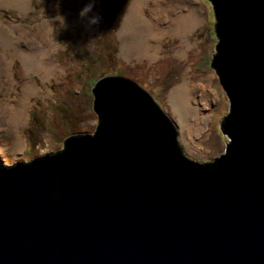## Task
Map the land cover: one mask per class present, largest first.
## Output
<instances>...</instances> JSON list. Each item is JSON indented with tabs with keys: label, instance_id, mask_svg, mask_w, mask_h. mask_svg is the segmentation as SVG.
I'll list each match as a JSON object with an SVG mask.
<instances>
[{
	"label": "water",
	"instance_id": "obj_1",
	"mask_svg": "<svg viewBox=\"0 0 264 264\" xmlns=\"http://www.w3.org/2000/svg\"><path fill=\"white\" fill-rule=\"evenodd\" d=\"M210 1L226 153L192 161L150 94L103 76L96 135L0 168V264H264V0Z\"/></svg>",
	"mask_w": 264,
	"mask_h": 264
},
{
	"label": "rangeland",
	"instance_id": "obj_2",
	"mask_svg": "<svg viewBox=\"0 0 264 264\" xmlns=\"http://www.w3.org/2000/svg\"><path fill=\"white\" fill-rule=\"evenodd\" d=\"M111 1H116L119 8V14L113 15L114 23L117 20L116 27L107 19L113 12L106 5H101L100 0L93 9L101 17L98 26H89L86 20L78 17L79 11L89 0H32L29 14L0 1V25L8 31H11L10 24L32 29L34 20L47 23L48 39L61 69V75L48 83L49 88L39 81L46 96L38 94L31 99L27 105L26 118L17 128L2 115L5 108L1 107L0 168L30 164L37 158L56 154L64 148L68 138L77 134L94 135L98 115L93 108L92 87L98 79L110 75L129 78L151 95L176 123L178 142L189 159L211 163L226 153L227 144L232 139L224 134L221 124L230 112V100L213 65L219 38L212 2L177 0L182 9L197 8L202 14V24L192 38L196 44L195 49L189 61L172 58L167 55V51L180 46L181 39H167V43H164L166 51L153 61L149 58L130 59L123 51L121 34L124 33L126 15L133 0ZM62 17L65 18L67 28L63 27ZM164 20L166 25L171 26L170 15ZM32 30L41 34L36 29ZM15 31L19 33L18 29ZM7 58L9 61L14 60L9 72L12 76H8L6 85L12 92L8 94L5 90L0 91V98L10 105H18L23 96L25 81L23 66L12 54H8ZM187 70H191L195 86L203 83L212 91L210 103L205 104L209 117L203 130L197 133L183 129V120L171 100L174 89L185 81ZM200 99L206 100L205 97ZM194 135L197 139L192 143L190 138Z\"/></svg>",
	"mask_w": 264,
	"mask_h": 264
},
{
	"label": "bare ground",
	"instance_id": "obj_3",
	"mask_svg": "<svg viewBox=\"0 0 264 264\" xmlns=\"http://www.w3.org/2000/svg\"><path fill=\"white\" fill-rule=\"evenodd\" d=\"M0 1L4 5L18 7L24 14H29V9L32 8V0ZM169 15L172 18L171 26L166 25L164 20ZM202 20V14L197 8L182 9L177 0H133L126 15L124 33L121 34L122 49L130 59L149 58L156 61L166 51L164 43H167V39H181L180 46L168 50L167 55L189 61L196 45L192 38ZM32 27L41 34L14 24H10L11 31H8L0 25V91L5 90L8 94L12 92L11 88H6L8 76H12L9 72L14 62L8 60V54L21 61L25 75L23 96L18 105H10L0 98V109L4 107L5 113L2 110L0 112L15 128L26 118L27 105L31 99L38 94L46 96L39 81L49 88L48 83L61 75V69L54 58L53 46L48 39L47 23L34 20ZM190 72L191 70H187L185 81L174 89L171 100L183 120V129L197 133L203 130L209 117L205 104L210 103L212 91L203 83L195 86ZM36 76L40 78L36 79ZM204 97L206 100L202 101L200 98ZM196 139L194 135L190 141L193 143Z\"/></svg>",
	"mask_w": 264,
	"mask_h": 264
},
{
	"label": "clouds",
	"instance_id": "obj_4",
	"mask_svg": "<svg viewBox=\"0 0 264 264\" xmlns=\"http://www.w3.org/2000/svg\"><path fill=\"white\" fill-rule=\"evenodd\" d=\"M97 5V0H89V2L79 11L78 17L81 20H86L89 26L99 25L101 22V17L99 14L94 13L93 9ZM63 27L67 28L68 25L65 23V18L62 17Z\"/></svg>",
	"mask_w": 264,
	"mask_h": 264
},
{
	"label": "trees",
	"instance_id": "obj_5",
	"mask_svg": "<svg viewBox=\"0 0 264 264\" xmlns=\"http://www.w3.org/2000/svg\"><path fill=\"white\" fill-rule=\"evenodd\" d=\"M109 2H107V3H105V0H100V4L101 5H106L107 6V8L109 9V10H111V12H113V14L111 15V16H108V22H110V23H114V17H113V15H115L116 13L117 14H119V8H117V6H116V1H111V0H108ZM97 2H98V0H97ZM120 2V1H119ZM115 27H116V25H117V20L115 21V23L113 24ZM219 25H220V20L219 19H216V32L218 31H220V29H219ZM219 38V37H218ZM219 41H218V44H217V55L219 54V48L221 47V45H222V39H218ZM217 55H215V58L217 57ZM78 136H85V135H78ZM38 159V158H37ZM36 161V160H35ZM217 160H215L214 162H216ZM214 162H212V163H214Z\"/></svg>",
	"mask_w": 264,
	"mask_h": 264
},
{
	"label": "flooded vegetation",
	"instance_id": "obj_6",
	"mask_svg": "<svg viewBox=\"0 0 264 264\" xmlns=\"http://www.w3.org/2000/svg\"><path fill=\"white\" fill-rule=\"evenodd\" d=\"M215 64V63H214ZM101 119L99 120V118H98V126H97V130H96V132H95V134L94 135H96V133L98 132V130H99V127H100V125H101ZM78 135H85V136H78ZM94 135H87V134H77V135H75L74 137H78V138H80V137H86V136H94ZM181 146V145H180ZM67 149V146H66V143H65V146H64V148L61 150V151H59V152H56V153H60V152H63V151H65ZM55 154V153H54ZM54 154H52V155H54ZM51 156V155H50Z\"/></svg>",
	"mask_w": 264,
	"mask_h": 264
}]
</instances>
